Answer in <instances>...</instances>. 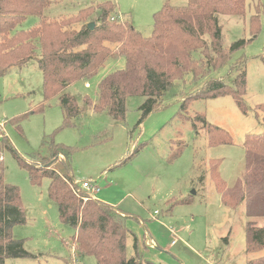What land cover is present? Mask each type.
Instances as JSON below:
<instances>
[{
    "label": "rangeland",
    "instance_id": "obj_1",
    "mask_svg": "<svg viewBox=\"0 0 264 264\" xmlns=\"http://www.w3.org/2000/svg\"><path fill=\"white\" fill-rule=\"evenodd\" d=\"M107 2L115 3L120 21L131 23L145 37L151 36L154 16L165 4H188V0H55L44 15L62 20ZM257 14L261 31L254 35L252 17ZM38 21L30 16L16 31L31 29ZM219 21L227 48L240 41H246V46L210 76L196 80L187 73L175 81L144 120L141 108L146 98L142 96L127 99L126 116L120 121L107 111L94 112L85 102L86 98L97 101L99 83L125 67L123 58L108 60L91 80L68 87L65 93L76 99L81 111L68 126L58 97L43 112L30 115L44 101L37 61L0 77V139L7 137L20 158L39 166L44 158L51 161L46 140L72 148L69 166L60 155L52 159V168L61 175L71 172L80 187L83 181H95L100 191L94 198L125 212L127 257H137L142 264H264V256L251 251L256 233L248 237L250 218L239 195L245 175V137L264 132L260 111L264 106V0H246L245 15H219ZM238 63L235 70L231 68ZM243 63L247 114L232 96L198 98L182 108L184 99L210 79L232 85ZM1 159L6 183L20 190L26 217L25 223L14 227V238L24 240V249L36 256L11 258L7 264H98L94 257L76 251L75 229L61 222L58 207L48 196L50 180L32 185L11 149Z\"/></svg>",
    "mask_w": 264,
    "mask_h": 264
},
{
    "label": "trees",
    "instance_id": "obj_2",
    "mask_svg": "<svg viewBox=\"0 0 264 264\" xmlns=\"http://www.w3.org/2000/svg\"><path fill=\"white\" fill-rule=\"evenodd\" d=\"M55 0H0V77L14 68H22L35 60L43 74L44 101L30 113L43 112L45 105L59 98L64 108L65 126L81 114L76 99L65 91L78 82H87L97 75L110 59L123 58L125 67L105 76L98 86L96 102L86 98L94 112L107 111L115 120H124L126 103L130 97L142 96L143 119L158 107L165 92L174 82L192 73L198 80L221 70L230 56L246 46V41L224 45L219 15L243 16L246 0H188L185 7L169 3L155 14L151 36L145 37L131 23L120 21L112 2L88 7L78 15L62 20L46 17L45 11ZM39 19L28 30H17L28 17ZM112 18H115L112 20ZM112 20V21H111ZM94 23L93 29L89 27ZM80 25L77 30L74 26ZM253 34L261 31V19L252 17ZM16 31V32H14ZM197 55L201 58L197 59ZM239 63L231 67L235 68ZM232 85L223 79H210L202 89L188 99H216L232 96L244 114L248 107L246 72L236 69ZM263 114L264 106L260 107ZM29 116V115H25ZM16 123V119H13ZM206 126L212 128L203 119ZM212 130H216L212 128ZM51 161L44 158L40 165L20 158L7 137L0 139V264L7 260L35 258L24 249V240L14 238L13 229L26 221L18 187L5 181V167L1 156L11 149L19 165L29 175L32 185L40 186L50 180L48 196L59 210V218L75 229L76 251L83 257H94L98 264H142L137 257H127L126 216L119 208L103 203L81 191L71 174L61 175L52 159L62 155L69 166L70 147L46 140ZM245 175L241 201L250 219L264 217V132L248 134L244 140ZM220 183L222 181L219 180ZM184 202H188L187 200ZM137 249L138 242L135 243Z\"/></svg>",
    "mask_w": 264,
    "mask_h": 264
},
{
    "label": "crops",
    "instance_id": "obj_3",
    "mask_svg": "<svg viewBox=\"0 0 264 264\" xmlns=\"http://www.w3.org/2000/svg\"><path fill=\"white\" fill-rule=\"evenodd\" d=\"M246 226L248 237L251 233H256L251 245V251H254L257 255L264 256V219H250Z\"/></svg>",
    "mask_w": 264,
    "mask_h": 264
},
{
    "label": "built area",
    "instance_id": "obj_4",
    "mask_svg": "<svg viewBox=\"0 0 264 264\" xmlns=\"http://www.w3.org/2000/svg\"><path fill=\"white\" fill-rule=\"evenodd\" d=\"M115 18H112V20H114ZM86 86H89V84H86ZM78 185H79V188L81 191H84V192H87L89 194L90 197H93V195L99 193L100 191V188L95 185L96 182L95 181H92V180H86V181H83L81 183V187H80V184L78 182H76Z\"/></svg>",
    "mask_w": 264,
    "mask_h": 264
},
{
    "label": "water",
    "instance_id": "obj_5",
    "mask_svg": "<svg viewBox=\"0 0 264 264\" xmlns=\"http://www.w3.org/2000/svg\"><path fill=\"white\" fill-rule=\"evenodd\" d=\"M94 26H95V24H94V23H90V24H89V27H90L91 29H93V28H94Z\"/></svg>",
    "mask_w": 264,
    "mask_h": 264
}]
</instances>
